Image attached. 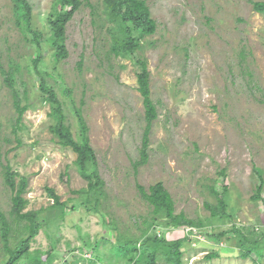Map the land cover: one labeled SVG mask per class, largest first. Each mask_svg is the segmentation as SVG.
I'll return each mask as SVG.
<instances>
[{
    "label": "rangeland",
    "instance_id": "obj_1",
    "mask_svg": "<svg viewBox=\"0 0 264 264\" xmlns=\"http://www.w3.org/2000/svg\"><path fill=\"white\" fill-rule=\"evenodd\" d=\"M27 1L32 28L48 31L54 0ZM144 1L157 30L142 37L139 57L148 66L157 118L147 160L139 164L146 120L137 67L130 57L110 53L106 22L81 7L67 24L68 56L55 63L50 46H36L23 31L13 1L0 0V212L11 228L9 248L25 234L10 215L4 166L27 179L23 212L44 211L43 227L18 264H126L117 242L138 248L154 236L184 239L183 264H264V257H244L239 243L243 237L264 241V191L254 200L256 171L264 179V14L251 6L264 0ZM90 2L104 17L103 0ZM41 79L63 103L75 139L80 109L96 158L87 173L102 181L99 195L88 190L76 155L50 131ZM15 95L25 108L20 121ZM225 179V215L214 217L207 204L214 208L212 189L223 193ZM158 182L175 213L203 227L186 234L165 228L161 218L153 222L137 186L148 190ZM47 189L66 204L63 214L49 210ZM233 226L240 235L213 240ZM4 245L0 230V264L8 259ZM139 259L136 264H144ZM157 262L167 264L160 254Z\"/></svg>",
    "mask_w": 264,
    "mask_h": 264
},
{
    "label": "trees",
    "instance_id": "obj_2",
    "mask_svg": "<svg viewBox=\"0 0 264 264\" xmlns=\"http://www.w3.org/2000/svg\"><path fill=\"white\" fill-rule=\"evenodd\" d=\"M12 1L14 3V10L17 13V18L21 23L20 26L23 27V31L31 35V41L34 42L36 46H40L41 41H45L53 50L55 63L68 56V50L65 45L67 24L81 7H88L91 13L97 14L98 19L106 22V30L110 37V53L116 57H130L137 67V90L142 97L146 120L142 147L140 150V160L138 163L141 164L146 162L148 157V136L151 124L157 118L156 108L151 99L150 73L148 71V66L146 61L139 57V52L142 50V37L152 36L157 30L156 22L151 17L146 2L144 0H103L102 16L104 17H101L100 13L98 14L96 12L90 0H54L52 11L47 22L48 31L41 32L32 28L31 7L28 1ZM251 6L254 12L264 14V2H252ZM33 63L36 67L38 60L33 61ZM40 81L38 89L41 101L49 106V116L53 121L50 127L51 133L57 139V143L61 147L71 149L76 155L75 165L81 176L89 181L88 190L99 195L102 181L96 173L92 175L87 173L88 165L92 164V166H95L96 158L87 135L88 128L80 109H75L78 127V135L77 139H75L71 127L67 123L63 103L58 98L57 93L52 88L48 87L43 79ZM14 108L17 111L18 120L20 121L25 108L20 106V101L16 95L14 96ZM3 170L4 181L12 193L10 215L17 223H22V231L25 234V237L20 239L13 249L9 248V233L11 228L7 218L0 212V230L5 242L4 247L8 255V259L4 264H18L22 259L28 256L31 242L38 236L43 227L41 215L44 211L40 209L38 211L23 212L27 205V200L23 197L26 192L27 179L13 172L8 165L4 166ZM256 174L259 185L256 188L254 200L259 201L264 191V179L262 178L261 172L256 171ZM221 176L224 177V172H222ZM16 177L19 178L18 182L15 180ZM227 185L228 182L225 179L223 193L221 194L212 189L217 203L214 208L208 204L207 207H209L211 215L214 217L225 215L226 201L224 197L228 190ZM137 188L141 197L152 207L153 222H156L157 218H161L163 219L165 228L182 230L190 227H196L197 229L203 227L201 222L192 221L183 214L175 213L174 201L162 183L158 182L150 186L148 190H145L140 185H138ZM47 192L53 200V205L49 210L54 213L56 209H59L63 214L66 204L60 201V197L55 194L54 190L47 189ZM95 201V203L98 204L97 200ZM145 233H147V231H145ZM228 233L241 234L240 231L233 226L226 232L217 234L212 238L215 241H219L226 237ZM184 242V239L167 242L162 239V237L154 236L152 239H145L137 248V242L118 241L117 252L126 260V264H136V262L140 260V257L141 262L144 264H158L159 254L164 258L167 264H183L182 247ZM239 243L244 252V257L250 255H255L258 258L264 257V241H260L259 236L254 238L243 237ZM216 256V254H212L206 258L207 260H211Z\"/></svg>",
    "mask_w": 264,
    "mask_h": 264
},
{
    "label": "built area",
    "instance_id": "obj_3",
    "mask_svg": "<svg viewBox=\"0 0 264 264\" xmlns=\"http://www.w3.org/2000/svg\"><path fill=\"white\" fill-rule=\"evenodd\" d=\"M184 230V232H186V234L188 233V234H191V233H193L192 231L194 230V228L193 227H190V228H185V229H183Z\"/></svg>",
    "mask_w": 264,
    "mask_h": 264
}]
</instances>
